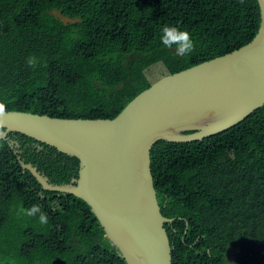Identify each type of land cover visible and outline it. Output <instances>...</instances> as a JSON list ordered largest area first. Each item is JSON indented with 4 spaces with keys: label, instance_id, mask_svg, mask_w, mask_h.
Returning a JSON list of instances; mask_svg holds the SVG:
<instances>
[{
    "label": "trees",
    "instance_id": "obj_1",
    "mask_svg": "<svg viewBox=\"0 0 264 264\" xmlns=\"http://www.w3.org/2000/svg\"><path fill=\"white\" fill-rule=\"evenodd\" d=\"M259 24L257 0H0V100L113 119L163 77L249 43ZM164 25L187 29L192 52L164 47ZM150 160L172 264H264V106L202 141H158ZM22 163L55 185L78 177L75 157L20 133L0 139V264H127L83 200L44 190ZM34 203L47 224L21 211Z\"/></svg>",
    "mask_w": 264,
    "mask_h": 264
},
{
    "label": "water",
    "instance_id": "obj_2",
    "mask_svg": "<svg viewBox=\"0 0 264 264\" xmlns=\"http://www.w3.org/2000/svg\"><path fill=\"white\" fill-rule=\"evenodd\" d=\"M255 37L223 56L156 81L113 119H63L29 112L0 114V139L20 133L79 160L78 177L55 185L21 164L46 191L83 200L127 264H172L157 202L151 149L222 133L264 106V0ZM11 142V145H14Z\"/></svg>",
    "mask_w": 264,
    "mask_h": 264
},
{
    "label": "clouds",
    "instance_id": "obj_3",
    "mask_svg": "<svg viewBox=\"0 0 264 264\" xmlns=\"http://www.w3.org/2000/svg\"><path fill=\"white\" fill-rule=\"evenodd\" d=\"M159 40L166 48L175 47V51L177 55L189 54L192 52L194 48V41L192 39L191 33L187 29L181 28L176 25L162 26L160 29ZM27 62L30 65L33 64L34 58H29ZM4 108H5V103L3 100H0V114L4 112ZM2 132L3 129H0V133ZM21 211H23L24 214L28 216H37L38 214L37 219L41 225H45L48 223L49 217L47 213L43 211L41 209V206L38 204L34 203L31 205L30 208L21 209Z\"/></svg>",
    "mask_w": 264,
    "mask_h": 264
},
{
    "label": "rangeland",
    "instance_id": "obj_4",
    "mask_svg": "<svg viewBox=\"0 0 264 264\" xmlns=\"http://www.w3.org/2000/svg\"><path fill=\"white\" fill-rule=\"evenodd\" d=\"M56 17H59V19L63 22H69V20L67 18L61 17L58 13H55ZM229 264H232V261H229Z\"/></svg>",
    "mask_w": 264,
    "mask_h": 264
}]
</instances>
